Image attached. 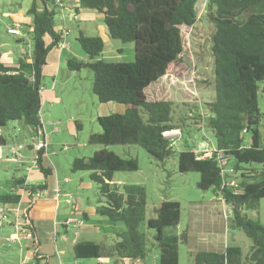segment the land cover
Here are the masks:
<instances>
[{
    "label": "trees",
    "instance_id": "obj_1",
    "mask_svg": "<svg viewBox=\"0 0 264 264\" xmlns=\"http://www.w3.org/2000/svg\"><path fill=\"white\" fill-rule=\"evenodd\" d=\"M67 0H33L28 15L32 17L31 43L26 44L15 66H6L0 53V130L9 124L42 129V79L50 51L62 41L56 30L55 9ZM199 0H80V6L101 16L108 36L123 43H133L134 61L106 62L102 59L105 42L101 37H77L87 61L69 59L72 72L89 69L94 74L92 92L100 104L115 103L125 107L124 113L100 116L101 133L90 135L88 144L95 146L136 145L153 159L165 162L177 151L164 139V132L181 129L185 119L174 120L175 105L168 100H150L147 90L165 77L177 79L192 67L185 56L183 28H192L198 18ZM208 18L214 25L212 57L214 67V98L206 105L203 119L214 134V148L229 158L230 172L220 166L216 155L197 160L193 149L178 153V171L200 175L198 187L214 190L231 211L230 227L242 230L252 240L244 258L238 247L224 251H199L193 255L194 264H264V227L244 212L257 210L264 199V178L256 179L244 165L264 167V148L260 147V127H264L258 98L264 90V0H210ZM51 39L47 44L45 38ZM23 42V41H21ZM26 42V41H24ZM264 96V95H262ZM184 121L181 123L180 122ZM80 129L81 125L77 124ZM31 136V135H30ZM247 136L249 140L247 141ZM2 136L0 142L4 143ZM44 150L38 152L37 162L44 181L51 175L42 166ZM73 172H88L99 185L101 199L96 212L110 223H122L125 230L117 235L113 246L106 248L93 241L77 243L73 248L76 259L98 261L115 258L123 262L143 263L149 249L147 237L140 231L146 221L147 197L142 186H125L118 191L113 182L115 173L137 172V159H124L114 152L101 149L88 160L73 161ZM239 174V175H238ZM263 174V173H262ZM240 179V182L233 180ZM229 183H233L231 186ZM26 197L23 228L32 234L34 259H48L38 254L39 242L30 217L36 203L31 195L47 189L46 183L26 184L25 178L15 181ZM238 189L240 194L233 192ZM22 194V195H23ZM21 194H0V204L14 209L23 204ZM153 218L147 228L155 230L158 264H179V243H186V234L176 236L180 222V205L163 202L151 209ZM170 232H167V231ZM118 264V263H116ZM144 264V263H143Z\"/></svg>",
    "mask_w": 264,
    "mask_h": 264
},
{
    "label": "rangeland",
    "instance_id": "obj_2",
    "mask_svg": "<svg viewBox=\"0 0 264 264\" xmlns=\"http://www.w3.org/2000/svg\"><path fill=\"white\" fill-rule=\"evenodd\" d=\"M209 1L199 0L196 6L198 18L196 24L192 28H183L186 45L185 56L191 60L192 67L182 72L177 79L165 77L147 90L150 100H168L174 103V120L186 118V125L182 126L181 123L184 121H181V129H177L182 133V139L176 146L177 152L165 162L153 159L143 148L136 145L104 147L88 144L91 134L102 131L97 117L116 113L114 108L118 105L115 103L100 104L92 92L94 81L92 71L84 68L72 72L68 69L67 61L69 59L74 58L84 62L87 59L77 42V37L80 33L88 37H103L107 50L103 55L106 62L134 61V45L107 37L106 27L100 19L98 21L72 20L68 17L67 11L64 12L66 16L63 19L59 10L55 9V22L63 25L68 32L65 34V39L71 50L64 51L62 62L56 68V63L52 62L56 57V52L52 49L43 71V89L46 92L52 91L55 97L52 102L42 99L40 115L45 135L42 137L41 130L39 135L46 142L43 167L49 168L53 172L51 177H54V180L57 174L60 178L59 181H63L66 177L73 181V185L70 187L71 198L73 201H80L82 205L81 208L79 204L80 209L87 211L99 206L101 199L99 185L90 179L88 172H73V161L78 158L88 160L94 153L105 148L121 158L137 159L139 171L115 173L113 181L121 193L124 192L125 186L137 185L145 189L147 197L146 221L139 228L147 237L149 249L144 264H158L159 262V252L154 246L153 240L156 232L147 228V221L153 218L150 210L163 202H177L180 205L179 226L177 229H171V233H168L178 237L186 234L188 237L186 243H179V264H194L193 255L199 251H224L227 247L240 248L245 258L253 245L252 240L242 230L231 229L230 208L219 199L214 190L199 189L200 175L198 173L178 171L179 152L194 147L204 149L209 145H216L213 132L204 126L203 119L196 116L208 117L206 105L213 100L215 95L212 57V35L215 28L208 18ZM32 3L33 0H0V52L14 61L21 56L23 51L27 50L26 44L31 43L32 35L30 33L26 35V44H20L17 43L16 36L7 33V28L13 18L22 20L27 17L26 12L31 8ZM262 95L264 93L261 92L258 104L261 113L264 114V96ZM48 122H57V124L47 126ZM77 124L81 125L80 129ZM259 131L261 135L260 147L264 148V127L261 126ZM28 134L36 136L37 132L32 128H25L15 123L9 124L3 130V138L8 146L0 147L1 195L11 193L22 195V187L15 185V181L22 177H29V180L33 182L37 177L42 178L39 169L29 173L22 169L19 162L7 160L15 157L13 150L18 149L17 153L21 163L32 164L31 160L35 156L37 157V151ZM246 140H249V136ZM231 164L227 166V171H230ZM242 167L252 170L256 175V179H248L247 182L264 178L263 166L253 164ZM41 181L44 182V179L42 178ZM233 181L239 183L240 179ZM25 206L26 204H22V212ZM75 212L72 208L66 209V211L61 209L60 215L73 216L76 215ZM244 214L264 227V199L260 201L257 210L245 211ZM96 218L101 217L97 216ZM102 220H106L107 223H97L98 235L89 236L88 239L108 248L114 245L118 239L117 233L124 231L125 227L122 223H109L103 217ZM9 222H12L13 226H8ZM15 223H17V219L12 214L0 226V264H16L17 261L18 264H21L22 260L29 258L27 252L34 250L32 246L28 251L26 250L25 246L30 242L28 240L15 239L16 242L12 243L6 239L11 233L16 234L22 231V227L18 229ZM87 223L91 224V222ZM76 232L75 229H71L68 233H62L60 238L59 244L71 257L73 248L68 246L78 238ZM216 233L221 234L220 243L222 244L220 245L214 242ZM88 261L90 264H97L96 259H88ZM116 263L125 264L115 258L102 259V264Z\"/></svg>",
    "mask_w": 264,
    "mask_h": 264
},
{
    "label": "crops",
    "instance_id": "obj_3",
    "mask_svg": "<svg viewBox=\"0 0 264 264\" xmlns=\"http://www.w3.org/2000/svg\"><path fill=\"white\" fill-rule=\"evenodd\" d=\"M57 9L59 10L61 17L63 19L66 16L64 12L67 11L69 13L68 17H70V19L72 20L81 21V20L86 19V20H97L98 21V19H100V21H102L101 16L98 15L95 11L82 8L80 6V0H67L64 4L59 6V8ZM26 13H27V17L23 18L22 20L20 19L16 20V18L15 19L13 18V21L8 25V28H7V31H8L9 28H14L16 24H21L22 34L20 36H16L17 37L16 41L17 43H20V44L21 43L26 44V42H24L26 41L25 36L28 35V31L30 30V26L32 25V21H33L32 17L28 15V11ZM55 28L60 34H62L61 43L57 47L53 48L56 52V57L53 58L52 62H55L56 68H58V65H60V63L62 62V55L64 51L71 50V47L69 46L68 43H66L65 34H67L68 32L66 31L65 27L61 24H56ZM106 36L109 37L108 34ZM101 38L105 42V39L103 37ZM45 40L48 45L51 44V39L49 37H46ZM60 45H65V47L61 48ZM105 45H106V42H105ZM106 51L107 50L105 48L102 54L103 60H104L103 55ZM1 55H2L1 57L2 62L6 66L13 67L16 65L18 58L15 59L14 61L12 58L9 59L8 57L4 56V53H1ZM85 61H87V59ZM42 98L43 100L45 99L48 102H52V100H54L55 97L52 91L46 92L43 89ZM114 109L116 113H120V114L124 113L125 111V107L122 105H118ZM106 115H110V114H103L101 116H106ZM41 121L43 123L42 118H41ZM47 124H48L47 126H53L54 124H57V122L56 123L48 122ZM41 131H42L41 132L42 137H44L45 133L43 130V125H42ZM0 136H2L3 138V130H0ZM28 136L30 137V134H28ZM7 146L8 145L5 141L4 143L0 142V147L6 148ZM35 158L31 160L32 164L30 165H28L27 163L25 164L22 163V169L28 171L29 173L33 172L35 169H39L38 165L35 164ZM43 163H44V160L42 156V166H43ZM45 169H49V168H45ZM52 175H53V172L51 171V175L44 182L41 181L42 178L44 179L43 175H42V178L37 177V179H35L34 182L29 180V177H22V178H25L26 184L28 185L29 184L38 185L40 183H46V186H47L48 196L46 198H41L36 201V203L33 205L31 209L30 217L36 227L37 238L39 242L38 254L48 259L35 260L34 250H32V252L28 251V249L31 247V240H28L30 242L29 244H26L25 247H26V250L28 251L27 253L29 254V258L24 259L25 261L22 260L21 264H90L88 260L76 259L74 256V253H73V256L71 257L70 255L67 254V252H65L64 250L65 248L61 247V244H59L61 234L68 233L70 232L71 229H75L77 231L76 234L78 235V238L68 246L70 248L71 247L74 248V246L79 242L91 241L88 239L90 238L89 236L94 237L95 235H98L97 230L99 227L97 223L100 224V223H107V222L106 220H102V217L97 214L96 212L97 207H93L92 209H88V210L86 209L87 211H85L84 209H80L79 204L81 208H82V205H81V202L77 200L76 201L74 200V204L72 206H69L67 204V200L68 198L72 196L70 187H72L73 181H71L67 177L63 181H59L60 178L58 177L57 174L54 180V177H51ZM22 198L24 200L23 204H26L25 194L22 195ZM69 208H72V210H75L76 215H73V216H70V215L63 216V214L60 215L61 209L63 211H66V209H69ZM97 216L101 218H96ZM70 221H73V223H69ZM22 222H23L22 220L17 219V223H15L16 224L15 226L18 229H20L22 226L21 225ZM87 222H91V224H88ZM2 224L3 222L0 221V226ZM10 225L13 226V223L9 222L8 226ZM20 233L21 232L16 233V234L11 233L6 239L7 240L9 239L10 242L15 243L16 242L15 239L19 237L18 235ZM220 237H221V234L216 233V238L214 240L215 244H219V245L222 244L220 243L221 242ZM19 238H20L19 241L27 240L24 235L20 236ZM215 251L221 252V250L219 251L215 250ZM16 264H18V261L16 262ZM97 264H102V260L100 261L97 260ZM125 264H143V263H139V262L130 263V262L125 261Z\"/></svg>",
    "mask_w": 264,
    "mask_h": 264
},
{
    "label": "built area",
    "instance_id": "obj_4",
    "mask_svg": "<svg viewBox=\"0 0 264 264\" xmlns=\"http://www.w3.org/2000/svg\"><path fill=\"white\" fill-rule=\"evenodd\" d=\"M21 24H16L14 28H9L8 29V34L14 35V36H20L21 33ZM61 48L65 47V45H60ZM43 92V88L41 89ZM40 133V131H39ZM36 134V136H30V139L33 143V145L35 146V149L37 151V157H38V152L41 151L42 149H45L46 147V142L45 139L41 138L40 135ZM164 139H166L169 142L170 147L175 148L178 144V142L182 139V133L181 130L177 131V130H170V131H166L164 132ZM67 149V148H64ZM18 149L13 150V153L15 155V157L13 158H8V161H13V162H19L21 165V161L19 159V155H18ZM193 153L195 154V157L197 160H203V159H209L212 158L214 155H216L217 160L220 164V166L226 168L228 162H229V158L226 157L222 152L217 151L214 146L209 145V147H206L204 149H199V148H193ZM37 157L35 158V164H36V160ZM37 165V164H36ZM229 173H231L229 171ZM231 186L233 185V183H229ZM234 194H240V190L236 189L234 192ZM48 196V190L47 189H43V190H37L35 193H33L31 195V198L34 201H37L41 198H46ZM67 204L69 206H72L74 204V201L72 200V198H68L67 200ZM12 214L15 215L16 219L22 220V215L23 212L21 210V204L18 205L17 207H15L14 209H7L6 207H4L3 205L0 204V221H7L9 219V216H11ZM23 223L22 222V231L21 234H19L18 236H22L24 235L26 237L27 240H32V234L30 231L26 230L23 228ZM69 223H73V221H70ZM19 237H17L16 239H20Z\"/></svg>",
    "mask_w": 264,
    "mask_h": 264
},
{
    "label": "water",
    "instance_id": "obj_5",
    "mask_svg": "<svg viewBox=\"0 0 264 264\" xmlns=\"http://www.w3.org/2000/svg\"><path fill=\"white\" fill-rule=\"evenodd\" d=\"M262 93H264V90H262Z\"/></svg>",
    "mask_w": 264,
    "mask_h": 264
}]
</instances>
